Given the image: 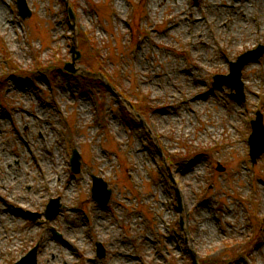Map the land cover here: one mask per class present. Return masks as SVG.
<instances>
[{
  "label": "rangeland",
  "instance_id": "374dc122",
  "mask_svg": "<svg viewBox=\"0 0 264 264\" xmlns=\"http://www.w3.org/2000/svg\"><path fill=\"white\" fill-rule=\"evenodd\" d=\"M221 1L230 22L218 32L210 6ZM26 2L22 18L16 0H2L11 26L0 27V161L10 160L0 162V179L9 170L20 181L0 184V264L36 242L38 264H191L190 253L204 264H264V153L251 164L243 138L257 109L264 124V53L242 69L244 101L212 85L239 53L264 45V0ZM70 5L85 53L75 74L63 69L77 45ZM90 67L127 101L144 96L143 124L129 102L85 75ZM186 85L189 96H180ZM33 151L45 157L51 185ZM91 174L112 189L105 206L91 197ZM51 197L61 211L47 219ZM28 210L41 214L32 221Z\"/></svg>",
  "mask_w": 264,
  "mask_h": 264
},
{
  "label": "bare ground",
  "instance_id": "6f19581e",
  "mask_svg": "<svg viewBox=\"0 0 264 264\" xmlns=\"http://www.w3.org/2000/svg\"><path fill=\"white\" fill-rule=\"evenodd\" d=\"M21 1V3H22V6L24 7L25 5H26V0H20ZM161 1H163V0H161ZM221 6L223 7H219V6H217V4H212L211 6H210V8H211V10H213V12H214V17H215V19H213L212 21H213V23H214V25L216 26V28H217V31L219 32L220 31V29H222L223 27H227V25H228V23L230 22V16H228V11L226 10V5L225 4H223L222 3V1H221ZM227 5H229V6H231V4L230 3H226ZM239 10L242 12V10H244V8L243 7H240L239 8ZM190 12H192V11H190ZM191 14H193V13H191ZM3 16H4V18H3ZM7 18H6V11H5V9H4V7H3V5H2V0H0V27H3V28H6V27H10L11 25V23L9 24V21H7L6 20ZM208 18H206V20H207ZM74 20H72V22H73ZM200 21H201V18H198V19H196V20H193V24L195 25V27L197 28V32H199V30L198 29H200V27H201V23H200ZM209 21H210V19H209ZM74 23V22H73ZM65 68V70L67 71V68L66 67H64ZM44 69V68H43ZM173 84H177V82H173ZM23 86V85H22ZM188 87H189V85H186L185 87H183L182 88V90L180 91L181 93H180V96H189V92L187 93V89H188ZM184 99H189L188 97H186V98H184ZM183 99V100H184ZM204 99V98H203ZM135 101L132 103V106L137 110V112L135 113V117H137L138 119H139V123L140 124H143V114L145 113H143V101L147 104V102L145 101V99H144V96H138L137 98H135L134 99ZM200 101V100H199ZM198 101V102H199ZM195 103H198L197 101H194ZM193 102V103H194ZM169 106V105H168ZM156 108H158V110H161V109H164V107H156ZM166 108V107H165ZM178 109H180V108H178ZM177 109V110H178ZM37 112L39 113V114H43L41 111H42V108H40V107H37ZM165 110V109H164ZM173 112H176V110H174ZM158 148H159V146H158ZM30 156H31V158L33 159V162H34V164H35V166H36V168L38 169V171L40 172L39 174H40V178L42 179V180H44V183H47V185H51V183H49L48 181L50 180L51 181V177H52V175H53V173H49L48 171H49V168H45V167H43V165L45 164V162H46V159H45V157H42V156H40V155H38L37 153H36V151H33V152H30ZM10 160V158L9 157H5V160ZM5 160H3V161H0L1 162V165L2 164H4L5 165ZM40 160H42V161H40ZM78 162L79 163H81V154H80V152H79V157H78ZM163 164H165L164 162H163ZM4 165H2V166H4ZM189 172H191V170H194V167H192V168H189ZM188 172V171H187ZM8 173H9V170H5V174L2 176V178L0 179V184H1V186L3 187V188H7V187H15V184L16 183H18L17 182V180L18 181H20V179L18 178V177H14L13 179L12 178H9V176H8ZM92 175V180H93V186L91 187V192L92 193H94V181H95V178L96 179H98V177H100L101 178V180H102V182L104 183V185H103V188H104V190H106V191H110V193H112V189L110 188V187H108V183L107 182H105V179H103L101 176H98L97 174H91ZM56 177L57 178H59L60 179V176H58V175H56ZM97 188L98 189H100L101 191H103L102 189H101V186H102V183H100V182H97ZM98 189H96V190H98ZM4 190V189H3ZM0 191H1V189H0ZM96 193V192H95ZM0 196L3 198L4 197V194L3 193H0ZM53 202V201H52ZM51 202V203H52ZM2 205H3V203H2ZM200 206H203V204L202 205H200ZM22 207V206H21ZM23 208V207H22ZM2 210H3V214H4V212H6V208L5 207H2ZM9 218H11V219H15V217H14V215H12V214H9ZM1 218H4V219H6L7 220V217H5L4 215H2V217ZM104 248V247H103ZM22 260V259H21ZM20 260V261H21Z\"/></svg>",
  "mask_w": 264,
  "mask_h": 264
},
{
  "label": "water",
  "instance_id": "95a60500",
  "mask_svg": "<svg viewBox=\"0 0 264 264\" xmlns=\"http://www.w3.org/2000/svg\"><path fill=\"white\" fill-rule=\"evenodd\" d=\"M25 16V14H24ZM70 16L71 18H74L72 12L70 11ZM262 53V49L260 50H254V51H248L245 52L244 54L240 55L236 62H233L231 65V74L227 77H225L227 80L228 84L233 85L234 87L237 88L239 91L238 95L240 96V90H241V84H240V75H241V69L250 60H254L255 58L259 57ZM78 54V53H77ZM79 55V54H78ZM77 55V57H79ZM77 57L73 58L75 60ZM68 70H73L72 69V64L67 63L65 66ZM250 155L253 161L260 156V154L264 151V127L261 122V117L258 116L256 120L253 121V132L250 135ZM78 157L79 155L74 151L73 156L71 157V165L72 169L74 171L79 170V162H78ZM97 182L102 183L101 189L103 190V195H98L100 192V189L97 188ZM104 183L102 182L101 179H96L94 181V198L101 204H105L108 201V197L110 194V191H106L103 188ZM98 189V190H96ZM96 192V193H95ZM51 208L53 209L52 212L49 213V215H54L57 213V200H54L52 202ZM102 254H104V250H102ZM18 264H35V249L27 256L25 257L21 262ZM194 264H197L195 259H194Z\"/></svg>",
  "mask_w": 264,
  "mask_h": 264
}]
</instances>
